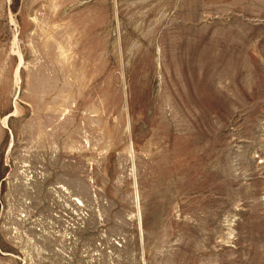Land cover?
<instances>
[{
    "label": "rangeland",
    "instance_id": "rangeland-1",
    "mask_svg": "<svg viewBox=\"0 0 264 264\" xmlns=\"http://www.w3.org/2000/svg\"><path fill=\"white\" fill-rule=\"evenodd\" d=\"M0 264H264V0H0Z\"/></svg>",
    "mask_w": 264,
    "mask_h": 264
}]
</instances>
